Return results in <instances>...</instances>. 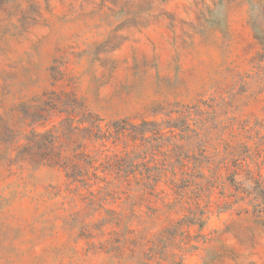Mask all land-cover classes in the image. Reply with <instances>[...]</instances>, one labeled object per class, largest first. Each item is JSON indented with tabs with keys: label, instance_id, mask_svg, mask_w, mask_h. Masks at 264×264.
Returning a JSON list of instances; mask_svg holds the SVG:
<instances>
[{
	"label": "rangeland",
	"instance_id": "obj_1",
	"mask_svg": "<svg viewBox=\"0 0 264 264\" xmlns=\"http://www.w3.org/2000/svg\"><path fill=\"white\" fill-rule=\"evenodd\" d=\"M0 264H264V0L4 4Z\"/></svg>",
	"mask_w": 264,
	"mask_h": 264
},
{
	"label": "trees",
	"instance_id": "obj_2",
	"mask_svg": "<svg viewBox=\"0 0 264 264\" xmlns=\"http://www.w3.org/2000/svg\"><path fill=\"white\" fill-rule=\"evenodd\" d=\"M8 1L10 0H0V8L6 4ZM144 127V129L142 130V132H150V130H147V128L145 127H151L154 126V123L151 122H145L143 125H141ZM140 125H135L133 123H130L129 120H122V121H116L112 124L111 128L115 129L116 131L119 132H136L139 128H141ZM68 171H70L69 167H65ZM74 174V173H73ZM73 174L71 173L69 175L70 178H73Z\"/></svg>",
	"mask_w": 264,
	"mask_h": 264
}]
</instances>
